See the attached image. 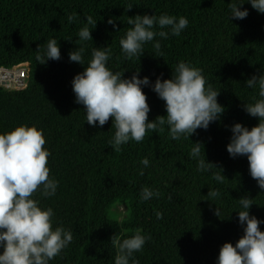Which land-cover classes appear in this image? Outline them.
Wrapping results in <instances>:
<instances>
[{
    "label": "trees",
    "instance_id": "1",
    "mask_svg": "<svg viewBox=\"0 0 264 264\" xmlns=\"http://www.w3.org/2000/svg\"><path fill=\"white\" fill-rule=\"evenodd\" d=\"M231 2L0 0V68L27 63L29 69L24 89L0 87V133L20 125L43 130L44 147L51 153L49 178L58 181V188L52 197L37 191L33 198L53 209V227L63 225L73 235L50 264H114L117 246L111 238H128L136 229L150 237L143 250L134 253L138 264H215L223 244L235 246L243 236L239 199H253L249 215L264 221V191L251 178L247 158H231L226 150L231 126L240 123L251 130L258 125L243 105L258 98V89L246 88V81L264 73V14L243 0L241 10L246 9L248 16L229 19ZM145 14L184 16L189 24L179 36L154 38L160 41V54L148 42L140 58L125 59L119 40L132 27L127 20ZM69 15L76 16L72 23ZM87 16L97 23L95 28L89 25L92 40L81 42L77 33ZM109 18L116 30L107 23ZM49 39L58 41L61 58L40 64L36 50L43 53ZM81 46L84 65L70 62L68 53ZM94 47L110 48L107 67L113 72H124L123 78L130 79L139 71L138 78L148 77L150 84L157 77L170 79L180 61L200 68L207 84L220 92L217 102L225 109L223 115L207 130L197 129L189 140H172L164 125L162 132H146L143 141L113 150L111 118L102 127L88 125L71 86ZM142 91L150 107L148 120L165 116L164 102L150 87ZM196 142L203 145L201 157L205 155L217 169L197 172V161L189 157ZM144 158L149 160L147 167L140 163ZM220 170L226 178L223 183L212 179ZM142 187L159 191L160 196L142 202ZM209 189H218L220 197L207 200ZM157 211L163 214L160 220ZM259 227L264 232V224Z\"/></svg>",
    "mask_w": 264,
    "mask_h": 264
},
{
    "label": "clouds",
    "instance_id": "2",
    "mask_svg": "<svg viewBox=\"0 0 264 264\" xmlns=\"http://www.w3.org/2000/svg\"><path fill=\"white\" fill-rule=\"evenodd\" d=\"M246 3L264 14V0H247ZM243 4V0H232L228 4L229 19L243 20L248 16L246 9L241 10ZM74 19L75 15L67 17L69 23ZM85 20V25L77 33L81 42L92 40L89 25L95 28L97 23L91 16ZM107 23L116 30L117 25L112 18ZM127 23L132 27L120 38L119 45L124 58L130 60L140 58L144 54L143 46L148 42H153V48L160 54V41L154 38L179 36L189 21L184 16L145 14L128 18ZM157 28L160 30L156 31ZM84 53L83 46L75 48L68 53L69 61L84 65ZM35 58L40 64L60 60L58 41L49 39L43 53L38 47ZM109 59L110 48H92L91 59L84 71L74 76L71 86L75 103L83 106L88 125L102 127L111 118L115 131L109 145L117 152L130 141H143L146 132L164 131V125H167L172 140H189L197 129L207 130L210 123L218 121L225 111L217 102L220 92L207 84L200 68L189 63L178 62L170 79L157 77L150 84L148 77L138 78L139 71L130 79L123 78L124 72H113L107 67ZM143 87H150L164 102L165 116L148 120L150 107ZM245 87L258 89V98L243 105L249 116L258 119V125L251 130L240 123L231 126L232 135L226 150L231 158H247L251 178L264 191V73L252 76ZM45 143L43 130L35 125H20L0 133V264H50L73 240L72 232L63 225L53 227V209L42 207L40 200L33 198L37 191L44 198L52 197L58 188V181L49 178L47 164L51 153L44 147ZM202 147L200 142L192 143L189 157L197 161V172H208L216 167L206 162L205 155L201 157ZM140 163L147 167L149 160L144 158ZM212 179L223 183L226 178L220 170L213 174ZM159 196V191L142 187L139 199L143 202ZM219 197L218 189H209L207 200ZM252 200L247 197L238 200L243 209L237 212L243 236L235 246L224 243L215 264H264V232L259 227L264 221L249 215ZM219 214L217 208L215 215ZM155 216L157 220L163 218L159 211ZM149 239L140 229L122 240L114 235L111 238V243L117 246L114 264H130V261L138 264L134 253L141 252Z\"/></svg>",
    "mask_w": 264,
    "mask_h": 264
},
{
    "label": "rangeland",
    "instance_id": "3",
    "mask_svg": "<svg viewBox=\"0 0 264 264\" xmlns=\"http://www.w3.org/2000/svg\"><path fill=\"white\" fill-rule=\"evenodd\" d=\"M2 69V68H0ZM28 68L24 64L18 65L16 67H13L12 69L4 70L2 69L3 76L0 80V86L1 88H4L6 90H21L24 89L26 86L27 82V77H28ZM2 72H0V76L2 75ZM20 72H23L24 75L21 78V85H18L17 83V76H19ZM17 87V88H16ZM16 88V89H14ZM122 207L118 208V211L121 213L123 210ZM121 217V215H120Z\"/></svg>",
    "mask_w": 264,
    "mask_h": 264
},
{
    "label": "bare ground",
    "instance_id": "4",
    "mask_svg": "<svg viewBox=\"0 0 264 264\" xmlns=\"http://www.w3.org/2000/svg\"><path fill=\"white\" fill-rule=\"evenodd\" d=\"M22 64H24L25 66H26V68H28V64L27 63H22ZM19 65H21V64H19ZM16 66H18V65H16ZM16 66H13V67H16ZM13 67H11V68H7V69H5V68H2V69H4V70H8V69H12ZM2 69H0V72H2ZM2 76H3V72H2V75L0 76V80H1V78H2ZM4 77V76H3ZM28 79V78H27ZM27 83V82H26ZM27 85V84H26ZM1 87V86H0ZM26 87V86H25ZM24 87V88H25ZM17 88V87H16ZM16 88H14V89H16ZM4 89V88H3ZM6 90V89H5Z\"/></svg>",
    "mask_w": 264,
    "mask_h": 264
},
{
    "label": "built area",
    "instance_id": "5",
    "mask_svg": "<svg viewBox=\"0 0 264 264\" xmlns=\"http://www.w3.org/2000/svg\"><path fill=\"white\" fill-rule=\"evenodd\" d=\"M24 73L23 72H20L19 76H17V83L18 85H21L22 82H21V78L23 77Z\"/></svg>",
    "mask_w": 264,
    "mask_h": 264
}]
</instances>
